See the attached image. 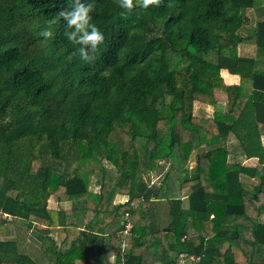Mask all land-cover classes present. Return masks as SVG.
<instances>
[{"label": "trees", "instance_id": "trees-1", "mask_svg": "<svg viewBox=\"0 0 264 264\" xmlns=\"http://www.w3.org/2000/svg\"><path fill=\"white\" fill-rule=\"evenodd\" d=\"M72 3L0 0V264H264V6L94 0L85 62Z\"/></svg>", "mask_w": 264, "mask_h": 264}, {"label": "clouds", "instance_id": "clouds-1", "mask_svg": "<svg viewBox=\"0 0 264 264\" xmlns=\"http://www.w3.org/2000/svg\"><path fill=\"white\" fill-rule=\"evenodd\" d=\"M119 6L131 12L136 6L133 0H117ZM139 6L148 9L149 6H160L162 0H138ZM94 0L92 2H82L73 0L70 8L59 11V17L65 22V37L75 45H79L77 51L80 58L85 62H94L100 51V46L104 42V35L100 29L92 23L91 13L95 10ZM54 23V21H53ZM45 39L53 36L51 26L39 33Z\"/></svg>", "mask_w": 264, "mask_h": 264}, {"label": "rangeland", "instance_id": "rangeland-1", "mask_svg": "<svg viewBox=\"0 0 264 264\" xmlns=\"http://www.w3.org/2000/svg\"><path fill=\"white\" fill-rule=\"evenodd\" d=\"M255 4H256V6H262L264 4V0H255ZM251 17L253 19V24L250 25V26H247V28L249 29V31L251 33H253L255 31V29H256V26H257L256 22H257V17H258L257 16V11H256L255 8L252 10ZM239 50H240L241 55L254 54V49H250L248 46H241ZM221 94L222 93L218 92V100L219 101H225L223 99V97H222L223 95H221ZM210 112H211V109L209 107L201 105L200 103H196L195 104V114L196 115H198V116H209ZM196 156H197V154L195 153L193 155V158L190 161V166H194L196 164ZM164 174H165L164 170L160 172L159 177L157 178L158 179L157 183H159V182H161L163 180ZM93 190L97 191L98 189L94 186ZM49 203H50L51 206H56L57 205L55 203V201H50ZM162 215L165 216L164 213H162ZM33 234H35L38 238H41V236H42L39 233H33ZM0 239H4V237H2L0 235ZM5 239H7V238H5ZM109 264H115L114 263V259L110 260Z\"/></svg>", "mask_w": 264, "mask_h": 264}, {"label": "built area", "instance_id": "built-area-1", "mask_svg": "<svg viewBox=\"0 0 264 264\" xmlns=\"http://www.w3.org/2000/svg\"><path fill=\"white\" fill-rule=\"evenodd\" d=\"M132 228H133V224H132L131 220L129 219V217H127V222L125 225L124 234L127 236H130L132 234ZM126 254H127L126 253V244H122V246L120 247V250H119V256L122 260V264H127V263H125ZM188 261L198 262V261H200V257L194 256V255H189L188 253H182V254H180L177 261L172 263V264H188Z\"/></svg>", "mask_w": 264, "mask_h": 264}, {"label": "crops", "instance_id": "crops-1", "mask_svg": "<svg viewBox=\"0 0 264 264\" xmlns=\"http://www.w3.org/2000/svg\"><path fill=\"white\" fill-rule=\"evenodd\" d=\"M263 6H264V4L262 6H256V4H255V9L257 11V16H259L260 8L263 7ZM249 48L250 49H254L253 47H249ZM248 55H250V54H248ZM224 78H225V81L228 84H238L239 81H240V77L239 76H237V75H231V74H229L227 72L224 73ZM263 143H264V139H263ZM257 163H258V159L257 158H252V159L245 160V164L248 165V166H256ZM120 201H125V198L121 197V200ZM43 230L45 232H47L46 227H43ZM112 259H113V257L110 258V260H112Z\"/></svg>", "mask_w": 264, "mask_h": 264}]
</instances>
